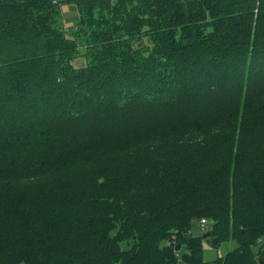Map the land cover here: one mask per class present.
Returning a JSON list of instances; mask_svg holds the SVG:
<instances>
[{
	"label": "trees",
	"instance_id": "16d2710c",
	"mask_svg": "<svg viewBox=\"0 0 264 264\" xmlns=\"http://www.w3.org/2000/svg\"><path fill=\"white\" fill-rule=\"evenodd\" d=\"M200 219L264 264V0H0V264H205Z\"/></svg>",
	"mask_w": 264,
	"mask_h": 264
},
{
	"label": "rangeland",
	"instance_id": "374dc122",
	"mask_svg": "<svg viewBox=\"0 0 264 264\" xmlns=\"http://www.w3.org/2000/svg\"><path fill=\"white\" fill-rule=\"evenodd\" d=\"M95 14L93 15L94 18H97V9L93 11ZM105 14L107 13L106 11L104 12ZM60 18H61V25L66 33V35H73L76 38V43H77V55L76 59L73 61V65L76 68H81L85 66L86 62V43L85 39L86 36H84V32L80 31L77 29V25L75 22L78 20V17L80 14L78 13L76 6L73 4H62L59 8L58 12ZM83 16L86 18L85 13L83 12ZM81 26V25H80ZM148 43V42H147ZM141 41L140 43H136V47L141 46ZM210 225L205 228V231L209 230ZM192 234L194 235H199L201 234L199 232V228L197 225H194L191 229ZM263 251H264V241L261 243ZM202 250H203V258L205 261V264H212V261L216 259L217 257L224 256L227 251L232 250L233 248L236 247V241L235 240H230L228 242H222L217 246L211 245L208 241H203L202 244ZM125 248V246L123 245ZM182 247V246H181Z\"/></svg>",
	"mask_w": 264,
	"mask_h": 264
},
{
	"label": "water",
	"instance_id": "95a60500",
	"mask_svg": "<svg viewBox=\"0 0 264 264\" xmlns=\"http://www.w3.org/2000/svg\"><path fill=\"white\" fill-rule=\"evenodd\" d=\"M205 240L208 241L211 245H216L219 243V237L215 236L212 230L204 231L199 235L187 236L186 238L187 243L194 245V246H201L202 242ZM161 245L168 246L169 244L167 241H162ZM180 248H181L180 243L174 246L175 251H179Z\"/></svg>",
	"mask_w": 264,
	"mask_h": 264
},
{
	"label": "built area",
	"instance_id": "2783aa9c",
	"mask_svg": "<svg viewBox=\"0 0 264 264\" xmlns=\"http://www.w3.org/2000/svg\"><path fill=\"white\" fill-rule=\"evenodd\" d=\"M207 225H208V221L206 219H200L198 223L199 232L200 233L204 232Z\"/></svg>",
	"mask_w": 264,
	"mask_h": 264
}]
</instances>
